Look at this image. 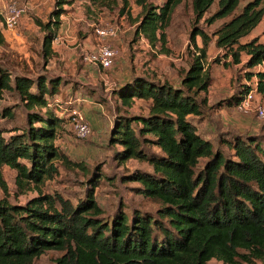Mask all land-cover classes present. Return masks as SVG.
Returning <instances> with one entry per match:
<instances>
[{
	"label": "trees",
	"instance_id": "1",
	"mask_svg": "<svg viewBox=\"0 0 264 264\" xmlns=\"http://www.w3.org/2000/svg\"><path fill=\"white\" fill-rule=\"evenodd\" d=\"M180 1L155 5L136 0L142 12L136 20V37L154 47L165 44V29ZM72 2L56 0L49 22H38L46 29L45 55L56 37L63 6ZM262 2L250 0L236 12L239 0H191L194 20L188 47L194 50L180 86L135 74L113 89L124 106L134 99L148 103L145 114L114 118L111 142L120 146L116 158L145 161L152 168L151 173L135 170L128 179L139 182L138 194L159 205L156 212L135 210L128 215L119 209L104 217L93 189L76 204L58 193L42 192L23 205L12 204L0 173L5 194L0 199V264H37L35 258L47 250L62 252L54 264H206L211 259L264 264V143L256 136L233 134L215 145L189 119L202 116L205 100L197 97L210 86L206 57L213 36V44L223 51L220 63L240 65L246 81H255L264 98V42L258 36L243 40L262 20ZM121 3L123 11L128 1ZM215 3L216 9L206 16ZM226 17L230 18L211 33L198 25L201 19L211 25ZM62 83L67 80L58 75L31 77L20 72L11 78V72L0 67V95L15 91L26 111L24 127L0 126V167L15 170L20 191L30 185L38 188L53 176L56 162L69 163L55 145L59 128L71 122L74 108L69 102L61 108L64 115L57 113L64 103L58 98ZM242 85L225 99L227 106L239 103L248 90L247 84ZM0 116L12 119L14 112L4 107ZM97 181L99 177L91 180L94 185Z\"/></svg>",
	"mask_w": 264,
	"mask_h": 264
},
{
	"label": "rangeland",
	"instance_id": "2",
	"mask_svg": "<svg viewBox=\"0 0 264 264\" xmlns=\"http://www.w3.org/2000/svg\"><path fill=\"white\" fill-rule=\"evenodd\" d=\"M127 1L128 5L123 11L121 0H103L98 3L73 0L72 4L64 5L65 12L58 19L60 23L56 37L50 43V53L45 55L42 47L46 29L41 28L38 22H49L56 0H0V67L11 72V78L20 72L31 77L38 74L61 76L67 80V84L62 83L59 87L58 98L64 103L57 113L64 115L65 111H61V108L73 102V109L81 112L91 125V132L84 139L75 138L71 122L59 128L55 145L69 163L56 162L57 172L46 177L38 188L30 185V189L20 191L15 183V170L7 166L0 167L9 203L23 205L42 192L50 195L58 193L76 204L85 197L87 190L93 189L104 217L112 216L119 209L128 215L135 210L154 214L159 207L156 202L137 193L136 188L140 186L138 181L128 179L135 170L151 173L150 165L141 160L122 161L116 158L115 151L120 146L111 142L114 118L117 115L145 114L148 103L134 99L130 106H124L113 89L135 74L180 86L183 72L191 59V51L194 50L192 46L188 47L194 14L191 0H181L174 8L165 29V44L157 43L154 47L144 38L136 37L135 26L142 13L141 6L136 0ZM164 1L146 0L155 5H161ZM248 1L239 0L236 12ZM11 3L24 9L14 30L3 26V15ZM262 4L264 6V0ZM215 9L216 3L210 7L206 16ZM229 18L216 20L211 25H206L201 19L198 25L211 33L223 20ZM111 26L116 29L114 37L108 34ZM253 36L264 41V16L243 40ZM214 38L207 46L206 57L210 86L197 97L205 100L202 103V116L189 119L196 124L197 131L211 139L215 145L220 138H231L233 134L242 138L256 136L264 143V118L259 117L254 109L242 112L224 102L238 93L246 77L240 65L226 66L220 63L224 59L223 51L213 44ZM196 40L200 45L199 36ZM99 44H108L116 51L109 68L103 69L83 61V57L93 52ZM214 59L219 61L213 62ZM256 103L264 106V98L258 95ZM4 107L12 109L14 117L6 119L0 116V126H25L26 111L15 91L4 90L0 95V112ZM144 146L151 152L158 151L155 146ZM77 162L83 167L76 165ZM98 177L99 181L94 185L91 180ZM4 196L0 186V199ZM61 253L47 250L35 258V262L54 264V259ZM206 264L224 263L211 259Z\"/></svg>",
	"mask_w": 264,
	"mask_h": 264
},
{
	"label": "built area",
	"instance_id": "3",
	"mask_svg": "<svg viewBox=\"0 0 264 264\" xmlns=\"http://www.w3.org/2000/svg\"><path fill=\"white\" fill-rule=\"evenodd\" d=\"M23 11V8H18L14 3L9 4L6 13L3 15V26L8 30H14L19 23V17ZM108 34L111 37L116 36L115 27L111 26L108 29ZM115 55L116 51L110 45L99 44L93 52L87 53L83 57V61L85 64L98 65L106 69L112 66ZM244 83L247 84L248 90L243 93L242 98L235 107L242 112L254 109L259 117L264 118V106L256 103V98L259 95L256 90V82L245 81ZM70 116L73 128L72 133L75 138L84 139L87 137L91 132V125L88 119L75 109L72 110Z\"/></svg>",
	"mask_w": 264,
	"mask_h": 264
},
{
	"label": "crops",
	"instance_id": "4",
	"mask_svg": "<svg viewBox=\"0 0 264 264\" xmlns=\"http://www.w3.org/2000/svg\"><path fill=\"white\" fill-rule=\"evenodd\" d=\"M259 41H262L261 39H259ZM262 42H264V41H262ZM206 138H208V137H206Z\"/></svg>",
	"mask_w": 264,
	"mask_h": 264
}]
</instances>
